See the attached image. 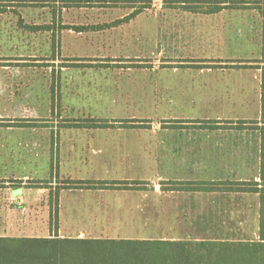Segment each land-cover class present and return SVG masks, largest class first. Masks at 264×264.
Wrapping results in <instances>:
<instances>
[{
	"label": "rangeland",
	"instance_id": "1",
	"mask_svg": "<svg viewBox=\"0 0 264 264\" xmlns=\"http://www.w3.org/2000/svg\"><path fill=\"white\" fill-rule=\"evenodd\" d=\"M183 1L0 0L6 8L0 13V193L20 190L37 204L81 193L63 184L69 175L51 177L49 160L70 156L62 154L60 147L69 144L60 140L112 138L96 146L127 148L81 156L93 161V178L143 179L157 188L111 191L120 217L149 222L118 224L123 231L112 235L258 239L257 195L160 191L164 179H253L257 169L246 157L255 156L252 134L238 127L260 118L264 63L256 0H223L237 9L216 16L222 28L208 23L214 16L183 13ZM217 1L187 0L197 7ZM140 6L147 7L126 21ZM177 64L199 69L175 71ZM180 84L186 87L176 88ZM89 118L147 127H63ZM211 120L221 127H209ZM228 164L230 170L219 173ZM18 200L12 205L23 225L25 202Z\"/></svg>",
	"mask_w": 264,
	"mask_h": 264
},
{
	"label": "trees",
	"instance_id": "2",
	"mask_svg": "<svg viewBox=\"0 0 264 264\" xmlns=\"http://www.w3.org/2000/svg\"><path fill=\"white\" fill-rule=\"evenodd\" d=\"M184 3V4H183ZM226 1L219 0L208 7L222 8ZM262 24L261 62L264 63V0H256ZM182 7H197L181 2ZM217 5V6H216ZM147 6H140L125 18L126 21L144 11ZM6 11L0 6V13ZM123 20V21H125ZM40 27H32L38 29ZM86 27H76L83 31ZM53 106L55 96H52ZM63 127L67 128H109L114 123L104 119H73ZM123 121L119 124L127 128L147 127L135 124L136 120ZM219 120H211V128H220ZM230 122V121H227ZM248 129L257 133L260 140V180H183L168 179L159 182L164 193H221L255 194L259 200L260 238L241 239L227 237L213 238H80L62 237L58 234L50 237L39 236H0V264H264V66L261 76V115L259 119L245 121ZM19 126H32V123H19ZM53 179H59L53 175ZM63 184L72 188L138 190L155 192V185L143 179H70ZM209 222V221H208Z\"/></svg>",
	"mask_w": 264,
	"mask_h": 264
},
{
	"label": "crops",
	"instance_id": "3",
	"mask_svg": "<svg viewBox=\"0 0 264 264\" xmlns=\"http://www.w3.org/2000/svg\"><path fill=\"white\" fill-rule=\"evenodd\" d=\"M214 3V2H212ZM184 4V3H183ZM211 4V3H208ZM218 4H226V6L222 8L216 7H180L183 13H189L196 15L198 17L201 16H208L213 17L208 19V23L210 25H214L218 28H222V22L216 17L225 13L226 10L230 9H237V7L230 6V3L226 1V3H218ZM217 6V5H216ZM175 7V6H174ZM201 24H206V22H201ZM192 29V28H191ZM181 65V66H179ZM184 64H177L176 66H172L175 71H183V72H193L198 71L199 68H194L196 66H182ZM202 67V66H200ZM183 89L186 87L183 84L176 85ZM180 94H184L185 91H179ZM184 108V106H183ZM260 115H261V92H260ZM259 119V118H257ZM254 120V119H253ZM250 121V120H247ZM110 122V121H109ZM114 123L116 127L119 124L117 122H110ZM246 125H239L238 127L245 131L247 135L252 134V139L250 144L254 146L255 156L251 153L246 152V157L249 159H255V164L257 166L256 169V177L253 178L255 180H260V140L257 133H254L252 130L248 129L250 123L244 122ZM248 124V125H247ZM119 127H122L119 125ZM115 127L103 128V129H110ZM127 128V127H122ZM86 129V128H84ZM100 129V128H99ZM129 129V128H127ZM248 131V132H247ZM68 139V140H66ZM127 138H118V143L126 142ZM100 142H107L113 143L114 141L112 138H98L93 136H74V137H64L60 140V143H68L66 147H60L62 154L65 152L70 155L69 157L60 158L59 162H52L49 160V168L54 169V174H66L69 175L70 179H109V178H93L92 172L90 169L93 167V161L88 160L87 158H82L86 153H90L94 155L96 153H101L103 147L96 146V143ZM128 142V141H127ZM114 147L115 149L122 150L127 148V146L121 147L119 146H107L104 147V152L102 153H109L110 149ZM79 156V157H77ZM53 159V158H52ZM76 169L77 172L70 173V169ZM85 168V169H84ZM51 169V170H52ZM79 169H83V171H79ZM230 170V165H226L223 168L219 169L220 172L226 173ZM53 172V170L51 171ZM78 174V175H74ZM72 175V176H71ZM112 179H135V178H112ZM215 179H230V180H251V179H232V178H213V179H205V180H215ZM111 180V179H110ZM168 180V179H164ZM189 180V179H183ZM196 180V179H192ZM204 180V179H200ZM156 187V186H155ZM64 188V187H63ZM70 190H79L81 193H68L65 196L61 195V198L58 202L57 199L55 203L51 204L48 201L43 203L37 204L36 198H32L33 195L30 193H22L20 190H13L12 193H0V236H39V237H50L58 234L62 237H80V238H133V239H143V238H159V239H181V238H167V237H148V236H133V235H112L113 232H122V230L118 229V224H128L130 222H140L148 225L149 222L144 221L145 217L136 219V218H122L123 214H119L118 208L113 210L110 204V193L111 191H127V190H107V189H88V188H72L68 187ZM63 190V189H62ZM109 193L107 195L104 194ZM131 191V190H128ZM135 192H146V191H138L134 190ZM157 191V188H156ZM161 191V190H160ZM170 193V192H169ZM173 193V192H172ZM235 194V193H234ZM243 195L247 193H241ZM26 195V197H25ZM255 195V194H254ZM25 197V201L24 198ZM65 197V200L63 199ZM24 201L25 204L23 206L24 211L26 212V216L21 221L24 223L21 225L16 221L15 218V206L13 204V200ZM106 199V200H105ZM258 199V196H257ZM9 202L11 204H9ZM258 211H257V218L255 220V233L258 235L257 238H260V216H259V200H258ZM135 207V205H134ZM134 209V208H133ZM139 213L141 216L144 215L143 208L139 207ZM136 213V209L133 210ZM113 216V217H112ZM135 216V215H134ZM145 216V215H144ZM209 221V220H208ZM112 224L114 228H112ZM23 226V227H22ZM29 230L30 233L27 235H18L16 234L17 230L20 229ZM45 229L47 233H44ZM42 230L43 233L32 234L35 231ZM52 230V232H51ZM146 231L145 228H141V231ZM136 231V230H135ZM216 237V236H215ZM213 238V237H208ZM236 238V237H235Z\"/></svg>",
	"mask_w": 264,
	"mask_h": 264
}]
</instances>
